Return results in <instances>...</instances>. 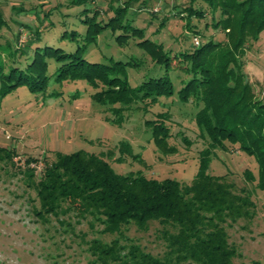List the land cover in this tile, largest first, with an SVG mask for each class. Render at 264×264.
Returning <instances> with one entry per match:
<instances>
[{
    "label": "trees",
    "instance_id": "trees-1",
    "mask_svg": "<svg viewBox=\"0 0 264 264\" xmlns=\"http://www.w3.org/2000/svg\"><path fill=\"white\" fill-rule=\"evenodd\" d=\"M137 1L129 0L124 7L116 8L106 23L99 21L97 15L86 18L83 41L87 43L75 51L45 46L36 47L30 55L33 46L40 43L38 32L37 38L22 49L13 50L9 43H0V100L20 88H27L33 95L51 97L55 95L48 93L52 81L60 84L83 81L93 88L101 87L93 100L111 107L115 115L111 122L121 125L125 111L132 106H147L177 96L181 103L192 102L198 109L195 116L198 136L207 147L199 154L197 174L190 184L170 178L148 179L141 174L122 175L103 156L81 150L71 154L58 152L54 161L44 162L38 177L33 167L38 160L30 158L24 177L40 202V210L35 214L42 220L55 217L64 225L69 218H77L89 222L99 234L117 235L110 242L102 239L89 242L92 264H233L239 254L230 243L227 226L253 220L256 203L249 190L238 191L225 176L211 175L209 165L217 150L238 147L258 165L257 175L246 170L245 179L264 191V99L256 96L245 72L248 44L257 42L264 31V0H205L211 9L213 28L222 30L226 40L210 39L175 56L165 51L162 44L144 39V31L127 18L130 4ZM217 12L220 19L216 18ZM181 14H186L189 21L206 16L205 11L192 5ZM189 21L187 26L192 30ZM5 23L0 9V28ZM106 30L120 33L116 41L122 46L129 37H140L139 48L163 73L147 75L142 83L132 86L128 70L139 64L112 57L108 62L89 61V45L96 43ZM71 35L76 37L77 33ZM18 54L19 58H25V63L18 60ZM6 58L10 60L8 63ZM174 59L185 76L179 90L171 75L176 69ZM51 63H55L53 72ZM169 118L168 113H163L157 120L145 123L155 145L164 154L176 152L169 144L172 136L167 125ZM183 141L191 145L186 137ZM121 146L123 155L130 154L129 145ZM63 216L68 218L62 219ZM152 222L162 226L161 236L167 248L162 258L145 252L125 234L131 225L147 231Z\"/></svg>",
    "mask_w": 264,
    "mask_h": 264
},
{
    "label": "rangeland",
    "instance_id": "rangeland-1",
    "mask_svg": "<svg viewBox=\"0 0 264 264\" xmlns=\"http://www.w3.org/2000/svg\"><path fill=\"white\" fill-rule=\"evenodd\" d=\"M128 1L83 0L77 4L75 0H0L6 21L0 28V43H9L13 50L22 49L37 38L38 32L40 43L31 48L30 55L36 47L45 46L75 51L87 43L83 41L86 18L97 15L99 21L106 23L114 16L113 11ZM190 5L205 11L206 16L187 20L186 14L181 13ZM127 18L134 27L144 31V39L162 44L171 56L194 50L195 38L199 44L210 39L226 40L222 30L213 28L211 9L205 0L193 3L192 0H139L130 4ZM216 18L220 19V12ZM188 21L192 30L187 26ZM71 32L77 36L72 37ZM118 34L104 31L96 43L89 45L87 59L108 62L112 57L139 64L128 70L132 86L142 83L147 75L163 73L139 48L140 37L131 36L122 46L116 41ZM17 58L22 63L26 61L19 54ZM245 61V72L254 92L259 99H264V31L257 42H249ZM173 66L176 69L171 75L179 90L185 76L177 68L176 59ZM54 67L55 63H51V72ZM100 90L101 87L96 89L83 81L62 84L52 81L48 93L54 96L33 95L27 88H20L0 100V264H92L89 242L92 239L110 242L117 237L99 234L91 229L89 222L77 218H69V223L64 225L55 217L47 220L37 217L35 211L40 210V202L36 191L27 187L24 177L26 161L30 158L38 160L33 165L38 177L44 162L54 161L58 152L71 154L84 150L103 156L118 174H141L156 180L170 178L184 184H190L195 178L199 154L207 145L198 136L195 122L198 109L194 103L183 104L175 96L147 106L137 104L126 110L125 121L116 125L111 122L115 118L111 107L93 100V95ZM163 113L170 115L169 144L176 148L172 154H164L157 148L145 124L157 120ZM122 144L129 145L130 154L121 153ZM229 148V151H216L209 173L225 176L238 191L249 190L256 203L253 220H240L227 226L230 243L239 254L233 264H264V191L244 176L246 170L257 175L258 165L238 147ZM161 230L158 222H152L147 231L131 225L125 234L145 252L162 258L167 248Z\"/></svg>",
    "mask_w": 264,
    "mask_h": 264
},
{
    "label": "built area",
    "instance_id": "built-area-1",
    "mask_svg": "<svg viewBox=\"0 0 264 264\" xmlns=\"http://www.w3.org/2000/svg\"><path fill=\"white\" fill-rule=\"evenodd\" d=\"M195 44L198 46V45H200L199 44V41H198V38H195Z\"/></svg>",
    "mask_w": 264,
    "mask_h": 264
}]
</instances>
